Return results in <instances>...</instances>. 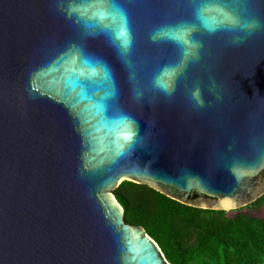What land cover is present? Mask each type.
<instances>
[{
  "label": "water",
  "instance_id": "obj_1",
  "mask_svg": "<svg viewBox=\"0 0 264 264\" xmlns=\"http://www.w3.org/2000/svg\"><path fill=\"white\" fill-rule=\"evenodd\" d=\"M112 3L129 23L126 55L104 28L111 19L82 15L101 11L92 0H0V264H169L125 222L113 195L123 181L225 212L264 194V0H191L190 20L189 0ZM202 3L210 22L227 9L261 27L234 44L241 33L202 26ZM181 24L202 47L167 96L153 81L182 49L152 36ZM81 52L113 77L103 107L109 86L84 82ZM197 87L203 107L190 99Z\"/></svg>",
  "mask_w": 264,
  "mask_h": 264
},
{
  "label": "trees",
  "instance_id": "obj_2",
  "mask_svg": "<svg viewBox=\"0 0 264 264\" xmlns=\"http://www.w3.org/2000/svg\"><path fill=\"white\" fill-rule=\"evenodd\" d=\"M113 195L127 224L141 227L169 264H264V218L182 205L123 181ZM264 206V194L246 206Z\"/></svg>",
  "mask_w": 264,
  "mask_h": 264
},
{
  "label": "clouds",
  "instance_id": "obj_3",
  "mask_svg": "<svg viewBox=\"0 0 264 264\" xmlns=\"http://www.w3.org/2000/svg\"><path fill=\"white\" fill-rule=\"evenodd\" d=\"M210 7L208 3H202L196 10V18L201 22L209 32H215L217 28L221 26H227L228 28L241 33L233 38L234 44L243 43L246 35H250L252 31L261 27L260 21L254 18H241L237 13L222 9L225 16L229 19L227 22L213 21L210 22L206 16V11ZM193 26L188 24H181L176 26H164L155 31L152 36L153 40L156 39H171L175 41L182 49V59L179 65L171 66L167 68L164 73H167L171 78V83L165 84L162 82L161 76H157L153 81L154 88L167 96H171L175 91V80L181 74L183 68L186 66L189 60L195 61L199 59V51L202 47L199 41L192 39ZM132 46V38L129 34L128 38L124 40L118 47L120 55H126ZM190 99L198 107L204 106V100L201 95L200 88H195L190 95Z\"/></svg>",
  "mask_w": 264,
  "mask_h": 264
},
{
  "label": "snow or ice",
  "instance_id": "obj_4",
  "mask_svg": "<svg viewBox=\"0 0 264 264\" xmlns=\"http://www.w3.org/2000/svg\"><path fill=\"white\" fill-rule=\"evenodd\" d=\"M94 5H99L101 11L93 12L91 8H82L80 9L82 15L88 16L91 15L92 18H95L99 15H104L113 21L112 24L105 25V30L110 34L113 44L118 48L120 44L126 40L130 34V28L128 20L125 16L119 15V10L115 4L112 3V0H92ZM192 4L191 0L185 7V15L183 16L184 20H190L192 16ZM228 17L224 15V21H228ZM95 25L89 24V27ZM81 57H84V53L81 52ZM85 67L89 69L85 73L86 79L84 82H95L97 80L104 81L108 86L109 90L104 91V95L98 98V104L103 107L108 100V97L115 94V83L113 77L109 71L108 66L100 60H93L87 57H84L82 60H79ZM162 82L165 84L171 83V78L167 73H163L161 76ZM88 85V83H83ZM103 91V90H100ZM135 135L134 130L129 129L124 133V138L130 139Z\"/></svg>",
  "mask_w": 264,
  "mask_h": 264
},
{
  "label": "rangeland",
  "instance_id": "obj_5",
  "mask_svg": "<svg viewBox=\"0 0 264 264\" xmlns=\"http://www.w3.org/2000/svg\"><path fill=\"white\" fill-rule=\"evenodd\" d=\"M237 214H245L253 218L261 219L264 218V206L259 209H249L245 207L238 210L227 209L226 211V216L228 218H233Z\"/></svg>",
  "mask_w": 264,
  "mask_h": 264
}]
</instances>
